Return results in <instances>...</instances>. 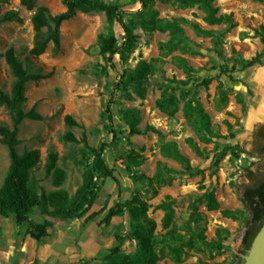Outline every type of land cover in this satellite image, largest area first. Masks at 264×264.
Returning a JSON list of instances; mask_svg holds the SVG:
<instances>
[{
	"label": "rangeland",
	"instance_id": "rangeland-1",
	"mask_svg": "<svg viewBox=\"0 0 264 264\" xmlns=\"http://www.w3.org/2000/svg\"><path fill=\"white\" fill-rule=\"evenodd\" d=\"M107 1L121 6L125 19L134 21L137 35L126 60L114 56V68L100 53L97 38L100 33L120 37L122 30L103 12L76 13L60 26V51L53 53L49 45L33 57L29 50L34 10L21 0L0 5V15L15 10L19 16L0 24V88L9 91L13 81L4 58L10 46L30 71L51 73L27 83L25 108L35 106L43 118L24 119L18 131L19 152L40 151L32 184L38 192L64 190L69 196L89 181L98 189L84 216L49 218L53 226L40 240L26 234L27 225L17 224L12 214H0V264H235L243 257L241 236L250 216L241 199L247 168L264 171V157L246 152L252 133L263 123L258 120L249 126L251 111L264 97V84L256 78L258 69L264 68V1L214 0L218 13L228 16L219 23L207 22L198 3ZM36 3L53 14L65 9L61 0ZM154 19L160 28H152ZM161 20L175 24L167 28ZM255 57L259 62L248 65ZM111 98L117 140L105 150L104 158L115 169L119 185L92 168L93 149L112 138L107 111ZM197 102L219 136L201 140L188 122L184 106ZM161 103L169 110L175 107L174 111H164ZM67 114L76 124L66 123ZM0 122L11 125L4 106H0ZM67 131L75 141L63 139ZM190 138L200 154L188 143ZM169 141L177 143L190 169L163 155L161 146ZM52 149L58 154L57 167L65 173L60 185L45 171ZM159 162L175 171L165 173L164 183L153 180ZM8 166L7 147L0 142V186ZM211 191L219 202L216 209L206 206L205 193ZM126 200L130 202L108 226L102 222L106 211L84 221L90 212ZM193 206L204 221V238L188 226ZM222 209L235 211L236 216H223ZM31 218L42 222L48 217L35 208ZM219 227H226L230 236L220 248L208 246ZM119 243L120 251L104 260L110 247Z\"/></svg>",
	"mask_w": 264,
	"mask_h": 264
},
{
	"label": "trees",
	"instance_id": "trees-1",
	"mask_svg": "<svg viewBox=\"0 0 264 264\" xmlns=\"http://www.w3.org/2000/svg\"><path fill=\"white\" fill-rule=\"evenodd\" d=\"M8 0H0V5ZM65 9L59 13L53 14L49 8L42 4H37L36 0H21V3L27 9H33L31 22L34 30L33 44L29 50V55L37 57L44 53L49 45H52L53 53L60 51L61 46V24L72 18L76 13L103 12L109 22L119 24L122 34L120 37L115 35H104L100 33L97 38V45L102 55L106 56L110 66L114 68L113 58L118 55L122 61L128 58V55L134 50L137 42V35L134 32V21L125 19L123 9L114 1L107 0H61ZM181 5H191L198 3L204 10V18L209 23H219L224 21L228 16L219 14L218 7L214 5V0H174ZM264 1V0H260ZM19 19L15 10H7L0 15V24L5 21ZM152 28H160L154 19ZM167 28L173 26L174 21L161 20ZM264 31V26L261 27ZM264 41V38H263ZM5 61L13 75V81L9 91L0 88V106H4L10 115L11 125L0 122V142L7 147L9 155V166L2 185L0 186V214L13 215L17 224H26V234L31 238L40 240L49 235V228L53 226V222L49 218L61 219H77L84 216L94 204L97 195V185L93 186L91 182H87L77 189L73 196H69L64 190L46 191L42 189L40 192L36 190L31 182L32 170L40 162V151L37 148L27 149L23 152L17 150L20 143L18 138L19 126L24 119L40 120L43 116L36 111L35 106L30 109L25 108L27 101L26 85L29 81H39L50 76L49 73L40 71H30L19 58L16 50L10 46L4 53ZM258 57L251 59L248 65L258 63ZM112 98L107 105L108 118L111 123L112 138L110 142H103L98 148L93 149V170L101 178H110L119 185L118 177L115 169L110 167L104 158V152L111 147L117 140L116 131L112 124L111 104ZM175 106V102L172 99ZM164 111L172 113L175 109H170L167 104L161 103ZM184 114L188 122L195 128L201 140H206L210 136H219L213 130L210 117L207 112L197 102L195 105L187 103L184 106ZM68 125L76 124V121L70 114L65 116ZM133 132L136 130L133 128ZM65 141H75V137L71 131H67L63 135ZM251 147L246 152L250 155L264 157V122L259 124L251 135ZM188 143L193 150L200 154L201 150L193 139H188ZM164 156L171 157L181 163L186 169H190L188 158L181 153L175 141L165 142L161 146ZM58 154L52 149L47 155L45 171L46 174H53V180L56 185H60L64 180L65 173L57 167ZM138 164L139 162L136 161ZM175 171L168 168L164 163L159 162L157 172L153 176V180L157 183L166 182L165 173L172 174ZM248 182L242 185L241 199L250 212V216L244 222V231L241 236V253L245 255L251 247L252 241L264 223V171L252 170L247 168ZM206 206L208 209H216L219 202L214 193H205ZM130 200L116 201L109 208L101 207L86 215L84 221L88 222L103 215L102 222L108 226L112 218L120 215L126 204ZM47 216L42 222L34 221L31 214L34 209ZM223 216L235 217V211L228 209L221 210ZM170 214L166 215V219ZM201 214L193 206L189 216L188 226L202 238L205 225L203 224ZM203 224V225H202ZM230 236V231L226 227H219L215 231V236L206 244L213 248H220L222 242ZM118 241L122 240L120 235H116ZM120 251V243L110 247L109 253L104 255L103 259L108 260L114 254ZM235 264H244L243 257H240Z\"/></svg>",
	"mask_w": 264,
	"mask_h": 264
},
{
	"label": "water",
	"instance_id": "water-1",
	"mask_svg": "<svg viewBox=\"0 0 264 264\" xmlns=\"http://www.w3.org/2000/svg\"><path fill=\"white\" fill-rule=\"evenodd\" d=\"M263 120L264 119H260ZM255 121L253 120L249 122V126H253ZM244 264H264V223L260 230L255 235L251 247L247 251L245 255H243Z\"/></svg>",
	"mask_w": 264,
	"mask_h": 264
},
{
	"label": "bare ground",
	"instance_id": "bare-ground-1",
	"mask_svg": "<svg viewBox=\"0 0 264 264\" xmlns=\"http://www.w3.org/2000/svg\"><path fill=\"white\" fill-rule=\"evenodd\" d=\"M256 78L261 85L264 84V68L263 67L258 69ZM251 119L253 120L264 119V97L260 105L256 109L251 111L250 116H249V121H251Z\"/></svg>",
	"mask_w": 264,
	"mask_h": 264
}]
</instances>
